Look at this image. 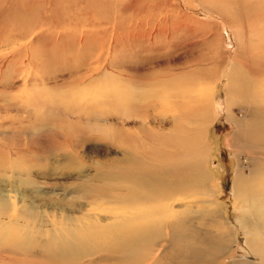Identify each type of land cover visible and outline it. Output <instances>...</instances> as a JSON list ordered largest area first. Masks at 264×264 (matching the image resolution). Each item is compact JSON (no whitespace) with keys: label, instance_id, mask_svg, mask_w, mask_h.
Returning a JSON list of instances; mask_svg holds the SVG:
<instances>
[{"label":"rangeland","instance_id":"rangeland-1","mask_svg":"<svg viewBox=\"0 0 264 264\" xmlns=\"http://www.w3.org/2000/svg\"><path fill=\"white\" fill-rule=\"evenodd\" d=\"M237 54L238 81L260 82L258 91H264V0H0V203L7 200V209L0 208V264H52L39 250L25 254L17 247L55 235L70 211L104 219L133 211L81 199L75 185L97 175L103 154L126 155L118 127L135 137L162 129L152 130L150 118L135 113L141 110L128 91L149 84L144 92L161 91L164 74L182 80L170 88L188 87L185 77L205 72L214 79L197 81L213 93L207 117H184L173 129L188 151H200L208 189L218 193L178 201L172 210L183 222L175 226L168 203L140 205V214L156 223L157 247L137 262L135 251L144 250L132 245L126 251L132 259L124 264H264V235L248 237L237 229L246 213L237 194L264 193V136L238 131L254 123L243 96L228 105L227 74ZM138 142L135 148L145 154ZM151 147L146 152L160 160L158 147ZM68 158L74 159L71 168H65ZM240 175L254 176L245 188L250 191L236 192ZM196 210L216 211L221 224ZM255 216L264 221V208ZM82 240L88 248L110 242ZM101 255L78 264H107Z\"/></svg>","mask_w":264,"mask_h":264},{"label":"bare ground","instance_id":"bare-ground-1","mask_svg":"<svg viewBox=\"0 0 264 264\" xmlns=\"http://www.w3.org/2000/svg\"><path fill=\"white\" fill-rule=\"evenodd\" d=\"M237 11L241 12L240 10ZM209 13L212 14L211 8H209ZM9 41L13 44V40L9 39ZM239 57V54H237L232 65L230 64L231 61H228L222 72L223 76L227 74V66L230 64L231 69L227 74L229 77L227 92L229 109L231 106L236 105L243 96L242 99H246L248 108L253 113L252 119H254V123H249L250 126L241 124L237 128L238 131L241 134L246 133V131H253L255 132L254 136H264V91H258V88L262 86L260 82H257V85H255V81L250 82L249 78L238 81V70H240ZM221 64L223 65L222 62ZM199 76L201 77L196 78L195 75L192 78L185 77L184 82L188 84V87L182 84L178 88H170L171 85L181 84L182 80L180 81L179 76L164 74L165 82L162 81V83H165V86L161 91L157 87L154 89L150 88L144 92V89L150 86V84L145 86V88H135V90L128 91V96H130L132 104L141 110H135V113L138 115L143 113L144 117L150 118L152 130L159 129L160 126H162V129L153 132L146 129L149 131L148 133L142 130L140 136L135 137L133 135L129 136L131 134V132H128L129 130H126L127 135H125V127H118L119 131L122 132V138H120L122 142L118 146L125 148L127 151L126 155L119 158L112 156V154H103L97 175L91 180H84L75 185V189L81 196V199L91 200V202L102 199L110 203L113 202L121 206L122 209L134 207L133 211L130 210V213L127 215L117 214L116 216L110 217V219H104L98 215H87L83 209L75 210V212H79L82 216H75L74 214L76 213L70 211L69 216L67 218L65 217V224L67 226L55 230V235H50L43 241L41 237L35 241L30 240L28 243L31 245L22 246V243L21 247L19 246L17 248L19 250L25 248V254L39 250L40 253H44L47 259L52 261V264H78L85 258H93L100 253H102L100 263L104 262L108 264L111 262V264H124L132 259L126 252L127 249L139 243L144 250V252H140L139 250L135 251V256H138L137 262H139L142 261V254L145 251L146 253H152L158 243V240H156L158 239L157 235L153 232L156 223L151 217L144 218L140 214L138 209L140 205L142 207H148L149 204L155 201L165 204L168 203L170 219L174 222L175 226L176 222H183L172 210L178 201L201 197L202 193L205 199H210L212 196H215L218 193L217 190L208 189V183L210 181L208 172L206 170L202 172V167L198 164V161L201 160L199 158L201 155L199 153L200 151H188L185 147V141L182 137L178 136V131L176 132L173 129L175 125L182 122L184 117L196 118L198 122L207 117V113L209 112L208 108L212 106L213 93H211V87L207 85L203 87V84H197V81L203 77L207 81L210 80V82L214 79L213 75L207 72L204 74L200 73ZM254 77L255 75L252 76V79ZM156 80L152 82H156ZM125 92L127 94V91ZM148 92H151V94L148 95ZM118 93H121V89ZM121 95H123V92ZM111 126L112 124L108 125L109 128ZM134 141L135 143L139 141L138 143L141 144L139 148L145 154L135 148ZM158 141H161L162 145H158L160 143ZM148 145L152 146L151 149H157L156 147H158V150H160L158 151L160 160L150 157L149 153L146 152ZM73 162L74 159L68 158L65 168L73 167ZM263 168L261 170H264ZM190 175L192 176L191 179L189 178ZM252 177L254 176H238L237 181H235L237 183L236 192L238 190L250 191V188L246 190L245 188L251 185ZM262 179L263 181L261 183L264 184V178ZM244 193L247 194L246 192ZM237 197L241 201L240 205L245 206L244 212H246L245 216L241 218L242 220L239 221L237 229L244 231L248 237L258 233L259 235H264V221L255 216L257 213H261V209L264 208V193L259 190L247 194L244 197L238 196L237 194ZM192 205L193 203L190 204L191 207ZM6 206L7 200L3 198V201L0 203V208L7 209ZM83 206L86 208L85 205ZM182 214H185L184 211ZM193 214L198 216L207 215L211 222L220 223V221L216 220L218 214L214 210L203 212L196 210ZM126 223L128 224L126 225ZM226 229L228 232H231L229 226ZM131 231L133 233L126 234ZM31 232L33 233L32 230ZM120 232L125 234L124 238L122 240L112 241L111 238ZM40 233H44L41 228L38 230V234ZM102 234L105 236H102ZM29 237L35 239L32 234ZM85 237H91L96 241L109 238L110 242L97 243L88 248L82 246L84 243L82 239ZM23 240H25V237ZM253 241H249L251 246ZM115 254L119 256H114ZM147 256L149 255H144L146 261L150 259L151 255L149 257Z\"/></svg>","mask_w":264,"mask_h":264}]
</instances>
